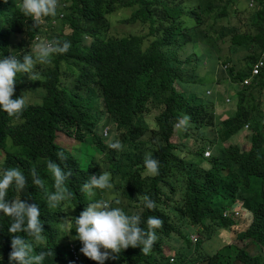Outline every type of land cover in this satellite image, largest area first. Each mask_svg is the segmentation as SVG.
I'll return each mask as SVG.
<instances>
[{"label":"trees","instance_id":"trees-1","mask_svg":"<svg viewBox=\"0 0 264 264\" xmlns=\"http://www.w3.org/2000/svg\"><path fill=\"white\" fill-rule=\"evenodd\" d=\"M58 1L66 7L52 26V16L40 23L25 15L22 0H0L1 57L32 54L26 37L69 41L66 52L35 64L30 75L15 76L23 92L41 88L42 102L28 105L18 117L0 111V152L22 148L12 155L19 160L25 188L32 184L33 169L41 180L42 186L32 185L44 230L34 253H45L42 264H96L79 252L73 227L74 217L91 200H104L126 214L140 212L141 227L150 215L161 220L147 254L128 247L104 264H264V256L232 243L208 251L212 235L221 229L231 230L233 240L264 245V67L242 85L264 52V0ZM120 7L132 9L124 22L140 23L145 33L105 34L107 15ZM63 62L75 68L65 81ZM205 76L210 92L211 85L218 87L220 101L204 99L201 86L194 90ZM224 93L233 110L222 117L216 106ZM112 122L115 133L104 136L101 130ZM56 131L77 139V148L62 147ZM173 135L179 144L171 141ZM243 136L250 142L247 151L237 143ZM115 140L120 150L107 147ZM148 153L160 163L155 176L142 173ZM48 160L69 173L66 186L72 193L55 208L46 200L53 189ZM103 172L110 174L112 188L94 190L89 197L82 185ZM143 196L156 201L158 210L141 212L134 201ZM234 204L244 211L236 221L222 215ZM7 227L0 224L2 264H8L10 250ZM190 233L197 234L195 242ZM171 240L183 244L172 247ZM163 247L174 250L172 262Z\"/></svg>","mask_w":264,"mask_h":264},{"label":"clouds","instance_id":"clouds-1","mask_svg":"<svg viewBox=\"0 0 264 264\" xmlns=\"http://www.w3.org/2000/svg\"><path fill=\"white\" fill-rule=\"evenodd\" d=\"M249 5L251 6L252 4L249 3ZM20 7L25 15L30 16L36 22L42 23L44 17L52 16L53 18L49 20V23L54 26L57 24L55 17L63 16V13L59 10L64 9L66 6H64L61 1L57 2V0H22ZM26 42L33 49L32 54H25L21 58L12 55L1 57L0 54V111L7 117H18L28 105L42 102L43 90L38 87L23 92L19 89L22 82H15L16 74L25 73L26 75H30L35 64L47 62L51 54L64 53L69 48V41L53 40L51 42L48 37L40 38L39 36H35L29 41L26 37ZM9 52L10 51H8V53ZM256 62L252 64L249 76L244 78V80L248 79L247 84H249L252 78L258 75L263 68L259 70L258 74L253 75L251 71ZM222 68H224V66H222ZM36 71H40V69L36 68ZM244 80L242 81V85H247L244 84ZM15 83L16 85L14 87ZM224 94L228 96L227 93ZM13 95L16 97L13 98ZM30 95H33L34 99L30 98ZM36 97L40 99L39 102H36ZM222 103L224 105V102ZM216 112L222 117H225L228 113V111L221 113L220 110L217 109V106ZM186 119L187 117L184 118V120ZM184 120H181L180 124H183ZM180 124L176 125V127H179ZM247 128L248 126L246 125L245 129ZM101 132L104 136L107 135L106 128L101 130ZM57 133L62 132L56 131V136ZM237 143L244 151L250 148V142L245 136L239 139ZM107 147L120 150L122 146L118 140H115L108 142ZM21 149L22 148L10 149L8 150V155H6L4 151L0 152V224H8L5 236L10 245V250H6V253H8V255H6V260L8 264H42L45 253H34V244L42 239L44 230L43 223L38 218L39 203L34 199L36 187L32 184L36 186L42 185L40 178L33 169L31 171L32 184L28 183L25 188L26 180L18 165L19 160H16L12 155L14 150ZM210 154L211 151L209 149L204 151L205 157L210 156ZM58 158H60V154H58ZM41 160L42 158L40 157L37 162ZM159 165V160L156 157H152L151 153H148L145 155L142 162V173L155 176L159 173ZM46 168L52 177L51 185L53 187L52 192L47 194L46 200L49 207L55 208L62 201H66L72 196V193L68 191L66 186L69 173L63 172L61 167L52 160L47 161ZM112 186L110 174L108 172H103L99 175H90L89 179L82 185V189L91 197L94 194V190L111 189ZM22 190L24 191L20 192ZM28 200L32 203H29ZM170 201L173 204L175 203V194L171 196ZM116 203L119 204V201H116ZM134 203L141 207V212H143L144 209L149 212L158 210V203L149 196H143L140 200L134 201ZM165 207L171 208L168 204H166ZM222 215L223 217H228L236 221L240 218L241 213L234 204L225 209ZM141 223L140 212L126 214L122 208L113 207L104 200H91V202L74 217V239L79 241V252L86 258L96 261V264H104L105 260L111 263L115 259L117 260L121 257L122 252L128 247H138L139 250L145 254L150 251L153 243L157 239L155 229L161 226V220L156 216L150 215L143 220L144 227H141ZM194 234L196 233L189 234V238L192 242H195L197 239V235ZM248 240L250 244H257L250 239ZM259 246L264 247V245ZM242 247H248V245ZM246 250L252 254L248 249ZM168 252L171 255L169 260L172 262L174 259V250L169 248ZM74 260L77 261L76 259ZM0 264H2V258H0Z\"/></svg>","mask_w":264,"mask_h":264},{"label":"rangeland","instance_id":"rangeland-1","mask_svg":"<svg viewBox=\"0 0 264 264\" xmlns=\"http://www.w3.org/2000/svg\"><path fill=\"white\" fill-rule=\"evenodd\" d=\"M132 9L131 8H127V7H120L117 10H115L112 13H109L107 15V19L110 22V27L109 29L106 31V35L107 36H125L128 34H139L142 35L143 33H145V30L143 29V27L140 25V23L136 22V23H125L124 19H126L129 14L130 11ZM71 65L73 66L74 63H71ZM206 67L202 68V71L205 69ZM75 69V68H74ZM72 68L68 67V64H66V62L62 63V80L65 81V79H71V74H73V70ZM211 83V81L207 78V76L204 77V79H202L200 84H196L194 90L196 92H198L199 90V86H201V90L204 92L203 96L204 99H210V100H217L220 101L221 100V96H220V92L217 86L215 85H211L212 91L210 92V89L207 88V84ZM224 83V82H223ZM226 86V84L224 86L220 85V90L221 89H225L224 87ZM186 92L187 90H189L188 88L185 89ZM209 94H206L208 93ZM30 98L34 99L33 95H30ZM228 99V101H227ZM40 99H38L36 97V102H39ZM223 102H220L219 104L217 103V109L220 110V112H227V111H232L233 109H231L230 107V99L229 97L224 94L223 95ZM233 104V103H232ZM223 109V110H222ZM227 116V115H226ZM109 131H111L112 133H115V125L114 123H109L108 127L106 128V133L108 134ZM105 133V132H104ZM241 135H244V132H242ZM235 139V137H232L230 139V143H233V140ZM241 139V138H240ZM55 140L62 146L65 147L66 149H70L73 150L74 148H77L78 146V140L73 138H70L68 136H66L65 134L62 133H57V136L55 138ZM171 141L173 143H180V139L177 137V135H173L171 138ZM228 143H226L225 145H227ZM240 213L241 215H244V211L242 209H240ZM197 235V234H194ZM226 243H232L234 245H236L237 247H242L244 245H248V247H244L246 249H248L253 255L255 254H259L261 256L264 255V247H260L257 244H250V241L248 239H244V240H233L231 238V233L230 231H225L224 229H221L217 232V234H213L212 238L208 244V251L210 252H214L216 249L222 247L224 244ZM183 242L182 241H174L171 240L170 241V245L174 246V247H179L180 245H182ZM164 253L165 254H169L168 252V248L167 247H163ZM171 252V251H170Z\"/></svg>","mask_w":264,"mask_h":264},{"label":"built area","instance_id":"built-area-1","mask_svg":"<svg viewBox=\"0 0 264 264\" xmlns=\"http://www.w3.org/2000/svg\"><path fill=\"white\" fill-rule=\"evenodd\" d=\"M264 67V52L261 57L257 60V62L252 67V74L256 75L259 73L260 68ZM248 83V79L244 80V84Z\"/></svg>","mask_w":264,"mask_h":264}]
</instances>
